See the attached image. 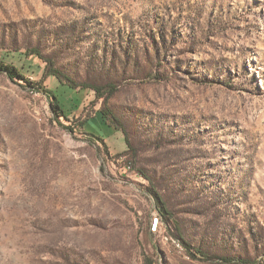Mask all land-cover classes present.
<instances>
[{"label":"rangeland","instance_id":"rangeland-1","mask_svg":"<svg viewBox=\"0 0 264 264\" xmlns=\"http://www.w3.org/2000/svg\"><path fill=\"white\" fill-rule=\"evenodd\" d=\"M1 64L0 264H264V0H0Z\"/></svg>","mask_w":264,"mask_h":264},{"label":"trees","instance_id":"trees-1","mask_svg":"<svg viewBox=\"0 0 264 264\" xmlns=\"http://www.w3.org/2000/svg\"><path fill=\"white\" fill-rule=\"evenodd\" d=\"M32 54H35L36 56H39V54L37 52H35V51H33ZM0 70L6 72V74L10 78L22 77L23 76V75H21L20 71L13 65L1 64L0 65ZM49 72H50L51 75L55 76L56 78H59V72H57L55 70H51ZM94 90L97 91V89H95V88H94ZM51 104L54 107V109H56L55 112L58 115L66 116L65 108H64V105H63L62 101L59 99L57 94L53 93V92H51ZM97 115H98V118L100 120L101 125H104L107 128H113L112 124L108 122V116L104 113V111L98 110L97 111ZM95 119H96V114H95V117H92V118L86 120V123H90V122L94 123ZM79 124L81 126L84 125L83 122H80ZM114 128H116V127L114 126ZM164 212H165V210H164Z\"/></svg>","mask_w":264,"mask_h":264},{"label":"built area","instance_id":"built-area-1","mask_svg":"<svg viewBox=\"0 0 264 264\" xmlns=\"http://www.w3.org/2000/svg\"><path fill=\"white\" fill-rule=\"evenodd\" d=\"M157 218L154 219V222L152 223V227L155 228Z\"/></svg>","mask_w":264,"mask_h":264}]
</instances>
